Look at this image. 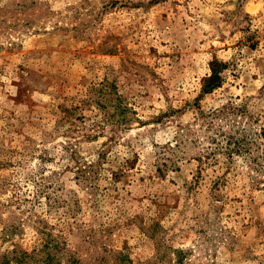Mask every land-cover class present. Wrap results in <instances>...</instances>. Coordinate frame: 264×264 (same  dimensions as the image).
<instances>
[{"label":"rangeland","instance_id":"1","mask_svg":"<svg viewBox=\"0 0 264 264\" xmlns=\"http://www.w3.org/2000/svg\"><path fill=\"white\" fill-rule=\"evenodd\" d=\"M4 257L264 264V0H0Z\"/></svg>","mask_w":264,"mask_h":264},{"label":"trees","instance_id":"2","mask_svg":"<svg viewBox=\"0 0 264 264\" xmlns=\"http://www.w3.org/2000/svg\"><path fill=\"white\" fill-rule=\"evenodd\" d=\"M226 64L222 61H219L217 59H214L210 62V73L202 79V86L201 90L203 92H209L216 88L217 86H220L222 83V77H221V71L224 69ZM114 104H115V112L120 113L123 111L124 107L120 105V102L118 101L117 98L114 99ZM7 257H4V262L3 264L8 263ZM20 260V259H19ZM22 261V260H20ZM49 262L47 261L46 264Z\"/></svg>","mask_w":264,"mask_h":264}]
</instances>
